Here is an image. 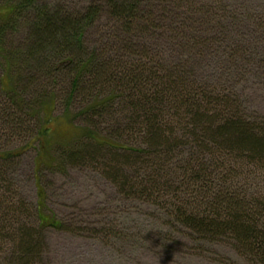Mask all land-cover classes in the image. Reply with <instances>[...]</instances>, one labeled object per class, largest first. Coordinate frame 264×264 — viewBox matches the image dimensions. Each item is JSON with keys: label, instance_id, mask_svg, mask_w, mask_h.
I'll list each match as a JSON object with an SVG mask.
<instances>
[{"label": "trees", "instance_id": "16d2710c", "mask_svg": "<svg viewBox=\"0 0 264 264\" xmlns=\"http://www.w3.org/2000/svg\"><path fill=\"white\" fill-rule=\"evenodd\" d=\"M0 2L8 8L0 19V57L17 67L27 57L41 68V55L47 59L43 63L56 61L54 71L71 70L72 99L89 92L92 101L79 116L108 119L112 128L104 137L83 129L84 146L65 152L64 163H100L127 197L172 201L171 216L193 234L210 242L230 240L240 256L264 264V117L248 118L219 80L194 76L190 57L172 63L173 56L165 53L168 47L195 56L210 52L233 37L226 24L239 10L219 0H94L77 13L37 5V0ZM103 14L108 30L91 46L87 36L99 28ZM21 21L27 51L19 47L10 53L4 38ZM228 57L250 61L244 34ZM64 58L67 64L61 63ZM37 183L41 202L44 191L41 180ZM24 205H0V234L12 230L14 264H36L42 259V231L65 225L41 220L36 229L21 218Z\"/></svg>", "mask_w": 264, "mask_h": 264}, {"label": "rangeland", "instance_id": "374dc122", "mask_svg": "<svg viewBox=\"0 0 264 264\" xmlns=\"http://www.w3.org/2000/svg\"><path fill=\"white\" fill-rule=\"evenodd\" d=\"M93 1L37 0V5L47 4L52 9L65 8L77 13ZM219 1L229 2L233 10H239V13L232 11L235 19L224 20L231 22L226 27L233 30L229 32L232 38L217 43L203 55L195 56L188 49L172 51L171 47L165 53L173 56L172 63L190 57L187 61L194 76L200 80H219L223 84L219 87L233 93L248 118H262L264 0ZM7 13L8 8L0 2V19ZM106 20L107 15L103 14L99 28L90 30L87 39L91 46L100 32L108 30ZM25 31L23 21L17 30L10 28L4 38L8 52L14 53L19 47L27 51L23 40ZM240 34L250 41L249 62L245 59L236 62L240 60L238 57L233 61L228 57ZM148 41L152 42L151 38ZM20 55L26 54L20 52ZM134 56L139 58L138 53ZM40 57L41 68L31 66L27 57L20 67L0 57V156L13 155L7 161L0 160V205L7 201L25 202L19 214L26 224L36 229H41V220L61 221L65 225L63 230L47 227L42 231V259L36 264H255L240 256L230 240L210 242L178 223L171 216L172 201L162 203L127 197L109 181L100 163H64L61 157L65 152L84 146L80 142L83 138L79 137L83 129L104 137L112 133V128L108 119L103 123L100 118L79 116L92 102L89 92L72 99L71 70L56 72L52 67L56 61L43 63L47 59ZM63 61L66 58L61 63L67 64ZM3 88L10 92L6 94ZM13 100H17L19 108ZM133 140L136 142V137ZM85 142L89 146L94 144L89 139ZM37 180H41L44 191L41 202ZM239 187L246 189L247 186ZM196 198L195 203L199 204ZM8 224L13 223L1 226L8 227ZM11 231H1L0 264H14L16 244L10 237Z\"/></svg>", "mask_w": 264, "mask_h": 264}]
</instances>
